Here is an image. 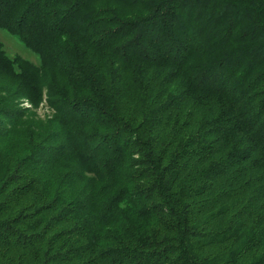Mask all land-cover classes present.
I'll use <instances>...</instances> for the list:
<instances>
[{
    "label": "trees",
    "instance_id": "obj_1",
    "mask_svg": "<svg viewBox=\"0 0 264 264\" xmlns=\"http://www.w3.org/2000/svg\"><path fill=\"white\" fill-rule=\"evenodd\" d=\"M0 28L39 60L0 43V264H264V0H0Z\"/></svg>",
    "mask_w": 264,
    "mask_h": 264
},
{
    "label": "rangeland",
    "instance_id": "obj_2",
    "mask_svg": "<svg viewBox=\"0 0 264 264\" xmlns=\"http://www.w3.org/2000/svg\"><path fill=\"white\" fill-rule=\"evenodd\" d=\"M0 43L5 50V52L11 57H19L24 59L34 65H37L39 60L37 56L28 48L24 47L22 43L12 34L8 33L6 30L0 28ZM49 110L47 105L43 102L38 108L39 115L43 116L48 113Z\"/></svg>",
    "mask_w": 264,
    "mask_h": 264
}]
</instances>
